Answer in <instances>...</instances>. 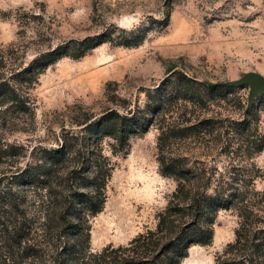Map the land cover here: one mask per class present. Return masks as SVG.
Returning a JSON list of instances; mask_svg holds the SVG:
<instances>
[{"label": "trees", "instance_id": "obj_1", "mask_svg": "<svg viewBox=\"0 0 264 264\" xmlns=\"http://www.w3.org/2000/svg\"><path fill=\"white\" fill-rule=\"evenodd\" d=\"M120 30L126 46L144 39L138 27ZM109 38V33L86 37L69 52L58 46L25 66L13 65L12 48L0 50V113L34 116L30 90L40 75L62 57L80 58ZM239 88L173 64L154 86L140 89L142 98L116 92L100 111H79L56 146L31 149L29 161L0 175L24 194L11 187L0 191V225L11 248L4 262L181 264L191 247L212 241L218 212L230 210L237 217L234 237L215 264H264V170L252 161L264 148V135L255 99L248 105ZM152 127L159 171L175 188L153 229L92 252L89 218L102 210L114 170L103 142L109 140L111 155L126 156L132 139ZM178 143L220 149L177 151Z\"/></svg>", "mask_w": 264, "mask_h": 264}, {"label": "rangeland", "instance_id": "obj_2", "mask_svg": "<svg viewBox=\"0 0 264 264\" xmlns=\"http://www.w3.org/2000/svg\"><path fill=\"white\" fill-rule=\"evenodd\" d=\"M135 27L143 41L124 45L120 29ZM100 33H109V40L80 58L62 57L40 75L30 90L34 116L0 113V175L29 161L31 149L56 146L79 111H100L116 92L142 98L140 89L154 86L173 64L209 82L242 84L238 93L247 101L249 83L264 79V0H0V50H14L13 65L25 66L58 46L72 51L77 41ZM254 98L264 135V95ZM156 135L152 127L133 138L126 156L111 155L104 140L114 170L102 210L89 218L92 252L155 227L175 188L159 171ZM183 149L220 148L176 144L175 150ZM252 161L264 170V148ZM8 187L24 195L7 179L0 181V191ZM236 225L234 212L220 210L212 241L191 247L181 264H215ZM10 250L0 225V264H9L4 259Z\"/></svg>", "mask_w": 264, "mask_h": 264}, {"label": "water", "instance_id": "obj_3", "mask_svg": "<svg viewBox=\"0 0 264 264\" xmlns=\"http://www.w3.org/2000/svg\"><path fill=\"white\" fill-rule=\"evenodd\" d=\"M233 85H242V84H234ZM264 95V79L262 77H258L249 83V93H248V105H251L254 101V97L256 94Z\"/></svg>", "mask_w": 264, "mask_h": 264}]
</instances>
